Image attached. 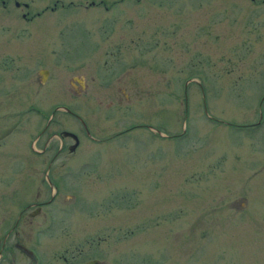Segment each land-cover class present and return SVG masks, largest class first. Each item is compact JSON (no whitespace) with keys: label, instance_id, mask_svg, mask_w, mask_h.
Masks as SVG:
<instances>
[{"label":"rangeland","instance_id":"obj_1","mask_svg":"<svg viewBox=\"0 0 264 264\" xmlns=\"http://www.w3.org/2000/svg\"><path fill=\"white\" fill-rule=\"evenodd\" d=\"M12 1L56 6L26 21ZM12 1L0 238L52 196L32 220L48 249L98 235L108 264H264V0ZM44 128L36 151L79 142L50 167Z\"/></svg>","mask_w":264,"mask_h":264},{"label":"flooded vegetation","instance_id":"obj_2","mask_svg":"<svg viewBox=\"0 0 264 264\" xmlns=\"http://www.w3.org/2000/svg\"><path fill=\"white\" fill-rule=\"evenodd\" d=\"M10 1L12 0H0L1 7L7 9ZM12 2L14 10H22L23 13L20 14V18L26 21L31 20L34 17H38L45 9L52 11L54 6H56V4H53L51 8L43 6V8L37 13V11L31 10V5L29 3ZM29 14H31L30 17L26 19ZM55 111L61 112V110L58 109L53 112ZM65 113L72 116V113L69 111ZM75 116L76 115L73 114L72 118L76 120ZM49 125L50 123L46 125V128H48ZM80 125L82 131H84V136L95 142L96 139L94 140L89 134V131L85 128V123H80ZM46 128H44L43 131L41 129L34 139L32 143L34 146L32 145L33 148L31 151L33 154H37L38 156L44 155L47 152V149L51 148L49 146V142L56 139L58 146L55 148L54 155L51 159H49V161L45 162L47 167H50L53 161L62 154L64 149H66L67 152H72L75 150V147H77L79 142L75 134L64 135L66 136L64 138L60 136L59 139L52 134L44 139V146H42L39 151H36V143L44 135V130ZM146 128L151 130L148 126H146ZM64 140H70L73 143V146L69 147L67 143H63ZM45 183H47L50 188L53 186L48 179L45 180ZM51 198L52 196H50L47 201L37 203L34 201L29 202L25 209L32 205H34L35 208L27 211L24 216L21 215L22 210L17 213V218H15L13 223L8 227L7 231L3 232L0 238V264H108L105 262L104 258L105 253L103 249L105 242L104 240H99L98 235L94 238V240L90 241L88 240V237L61 241V245L56 243V246L49 247V249L47 248V245L39 242V239L43 236V234H48L52 237L50 231L48 230L52 229L53 226L46 224H40L37 226L35 223L32 224V220L35 216H37V213L40 212L39 209L41 205H47ZM42 215L45 217L44 213H42ZM20 220H24L25 223L18 224ZM13 236H15V240L10 241L9 239L13 238Z\"/></svg>","mask_w":264,"mask_h":264},{"label":"water","instance_id":"obj_3","mask_svg":"<svg viewBox=\"0 0 264 264\" xmlns=\"http://www.w3.org/2000/svg\"><path fill=\"white\" fill-rule=\"evenodd\" d=\"M37 73H39V75H40V77H41V79H40V82L42 81V78L44 77V75L47 73V72H45V71H41V72H39V71H37ZM62 110H64V111H66V109H62ZM67 112V111H66ZM69 133H64L63 134V136L64 135H68ZM75 147V146H74Z\"/></svg>","mask_w":264,"mask_h":264}]
</instances>
